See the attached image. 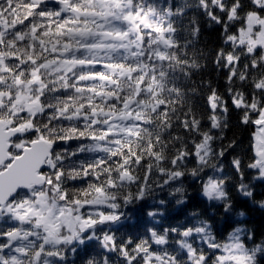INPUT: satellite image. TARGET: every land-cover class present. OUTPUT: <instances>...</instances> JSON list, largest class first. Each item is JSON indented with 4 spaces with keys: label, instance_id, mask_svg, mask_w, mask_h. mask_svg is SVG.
Returning <instances> with one entry per match:
<instances>
[{
    "label": "snow or ice",
    "instance_id": "obj_1",
    "mask_svg": "<svg viewBox=\"0 0 264 264\" xmlns=\"http://www.w3.org/2000/svg\"><path fill=\"white\" fill-rule=\"evenodd\" d=\"M229 157L253 198L264 0H0V264H264V235L214 228ZM150 198L152 225L121 231Z\"/></svg>",
    "mask_w": 264,
    "mask_h": 264
},
{
    "label": "trees",
    "instance_id": "obj_2",
    "mask_svg": "<svg viewBox=\"0 0 264 264\" xmlns=\"http://www.w3.org/2000/svg\"><path fill=\"white\" fill-rule=\"evenodd\" d=\"M180 2V0H173V3ZM218 43L217 33L214 29H208L207 31L203 32L200 38V44L197 46L199 48H203L205 51L206 56L208 57L207 61H202V63H206L207 67L204 69L203 75L213 78L214 80H218L221 84L223 83V71L215 72L213 71V66L211 63V52L212 49L215 48L216 44ZM202 101L197 99L195 101V105L197 108L200 107ZM240 134L246 137V132L240 130ZM231 135V133H229ZM247 143L245 139V144ZM231 157L224 161V169L229 175L232 177V184L229 185V192L233 197V202L235 207L232 210L230 217L224 218L223 210L216 212L215 219L217 224L215 227H235L237 224L244 226L245 228L249 229L250 231L255 233L256 239L255 243H260L262 235H264V207H262L258 201L264 199V185L253 181V198H247L239 195L233 185L238 177L234 176L231 172V168L229 165V160ZM247 176V173H246ZM249 180L246 178L245 183H248ZM190 194L195 195L194 188L189 189ZM166 194L160 193L157 195L156 200L165 199ZM154 201L150 198L144 204H137L135 206H130L128 208V212L130 213V218L127 223H125L124 227L121 231H134V230H142L144 226H151L153 221L150 217L145 215L146 210L148 207L152 206ZM208 202L205 200L202 204V207H206ZM185 211H191V208H188ZM209 211H215V207L209 209ZM242 212L243 215H238V213ZM179 213V214H178ZM174 216L175 219L182 220L184 218V212L179 211V206H176L174 201L169 203L166 212L165 218L160 220L158 217L157 219L160 220L161 225L166 226L169 222L168 217ZM76 264H80L79 257L76 258Z\"/></svg>",
    "mask_w": 264,
    "mask_h": 264
}]
</instances>
